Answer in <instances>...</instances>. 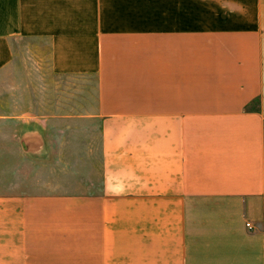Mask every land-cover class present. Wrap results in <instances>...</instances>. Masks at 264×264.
I'll list each match as a JSON object with an SVG mask.
<instances>
[{"label":"crops","instance_id":"1","mask_svg":"<svg viewBox=\"0 0 264 264\" xmlns=\"http://www.w3.org/2000/svg\"><path fill=\"white\" fill-rule=\"evenodd\" d=\"M0 264H264V0H0Z\"/></svg>","mask_w":264,"mask_h":264},{"label":"rangeland","instance_id":"2","mask_svg":"<svg viewBox=\"0 0 264 264\" xmlns=\"http://www.w3.org/2000/svg\"><path fill=\"white\" fill-rule=\"evenodd\" d=\"M30 44L32 45V43ZM66 78L67 77L65 76L63 77V76L56 75L55 73H53L48 65L47 59L43 58V64L41 65L38 64L33 69L32 80L30 81V89L33 93H37L40 91L60 88V84H65V82L62 83V81L66 80ZM42 95H43V99L45 100L49 101L50 99H53L46 94H42ZM34 96H36L34 100L37 101L38 100L37 94H34ZM76 139H78V137L74 139L72 135L68 137L67 139L68 145L64 147L63 154H62L65 159H69L71 157L72 154L69 153L68 150L71 149L72 144H74V140ZM94 144L95 145L98 144V138H95Z\"/></svg>","mask_w":264,"mask_h":264},{"label":"built area","instance_id":"3","mask_svg":"<svg viewBox=\"0 0 264 264\" xmlns=\"http://www.w3.org/2000/svg\"><path fill=\"white\" fill-rule=\"evenodd\" d=\"M247 225L251 227V223L250 222H248Z\"/></svg>","mask_w":264,"mask_h":264}]
</instances>
